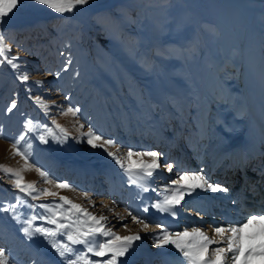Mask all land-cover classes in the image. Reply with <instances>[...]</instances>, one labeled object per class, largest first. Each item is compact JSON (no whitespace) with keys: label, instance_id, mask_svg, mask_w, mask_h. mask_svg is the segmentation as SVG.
<instances>
[{"label":"rangeland","instance_id":"rangeland-1","mask_svg":"<svg viewBox=\"0 0 264 264\" xmlns=\"http://www.w3.org/2000/svg\"><path fill=\"white\" fill-rule=\"evenodd\" d=\"M234 1L88 0L86 5L61 14L35 0H19L12 13L0 21V32L10 48L5 53L7 59L0 56V165L13 169L23 167L24 160L12 155L11 146L25 132L27 121L51 128L61 139L48 135L44 127H39L21 142L33 166L23 172L25 180L35 181L38 188H50L60 196L69 197L98 217H107L103 222L105 227L117 234L125 235L128 230L140 232V224L132 220V216H141L136 214L138 205L136 208L132 205L133 195L126 194V199L124 195L123 201L115 207L107 205L112 196L101 192L99 185L94 183L104 182L98 172L103 168L109 175L120 177L127 193L135 184L109 152H116L126 164L129 149L134 152H168L167 135H176L178 131L182 133L183 145L187 144V122L183 128L179 121L173 124L166 108L167 105L178 111L180 99L172 91L167 103L160 104L154 99L151 89L154 84L161 87V84L165 86V83L177 80V75L172 74L176 61L182 59L189 70L202 64L204 52L208 57L214 54L219 32H229L226 17ZM246 1H251L250 9L264 50V0ZM15 13L31 17L14 20ZM179 17L184 18L181 23ZM180 37H186V44L179 42ZM208 43L210 48H206ZM201 48H204L203 52ZM8 60L17 66L13 67ZM25 74L29 77L27 81L20 79ZM190 81L191 78H187L186 82ZM36 97L47 104V109L41 107ZM13 101L16 107L9 112ZM187 105L188 111H192L194 101ZM69 107H78L80 112L75 116L65 115ZM212 115L213 109L209 107L206 116L209 125ZM53 121L67 129V139H63V133L55 129ZM150 125L161 133L162 138L156 145L155 142L146 143L147 138L142 136L151 128ZM89 128L105 140L111 139L116 143L106 147L89 145L87 137L82 135ZM39 135H45L47 142L41 141ZM175 154L176 151L171 150L165 159L159 157L164 180L171 185L179 173L173 164ZM133 159L139 157L134 156ZM169 163L173 165L171 171L166 167ZM36 169L47 172L53 183H45ZM236 172L233 184L242 175L239 170ZM214 177L215 174L211 173V179ZM57 182H67L72 187L58 189L55 187ZM216 184L230 187V184L227 186L222 182ZM103 190L106 189L103 187ZM81 193L92 194L90 198L95 206L87 204V199H81ZM134 194L138 203L140 198L136 188ZM18 195L11 178L0 171V206L16 203ZM23 199L24 203L17 209L20 221L11 213L0 211V247L9 254L10 264H66V258L58 254L47 238L40 234L29 238L22 231L25 226L23 220L33 214H44V210L35 205L58 202V197ZM246 206L255 208L253 204H247L241 205L240 210L248 212ZM113 208L119 212L110 216L107 211ZM180 209L192 212L190 205H180ZM213 215L214 212L205 216V224L211 222L210 216ZM243 215L247 217L249 213ZM42 223L48 226L44 221H36L37 225ZM157 225V220H150L149 226H153V230L159 229ZM177 226L180 227L179 224ZM57 239H65L66 242L62 236ZM104 239L101 237L99 242ZM147 241L154 247L151 238ZM139 245L147 247L143 243ZM73 247L76 254L86 250L83 245ZM69 258H74L73 254H69ZM91 259L102 258L92 256ZM127 259L128 255L121 257L119 264L130 263Z\"/></svg>","mask_w":264,"mask_h":264},{"label":"bare ground","instance_id":"bare-ground-1","mask_svg":"<svg viewBox=\"0 0 264 264\" xmlns=\"http://www.w3.org/2000/svg\"><path fill=\"white\" fill-rule=\"evenodd\" d=\"M250 3L251 1L235 0L233 5H230V13L226 17L229 32L226 34L219 32L213 55L208 57L204 52L202 64L198 68L197 65L190 67L189 70L182 59L176 61L175 72L172 74L177 75V80L173 82L171 80L172 83H165V86L161 84V87L154 84L155 87L151 89L153 91L150 90L154 99L164 105L172 91L175 92L180 99V106L177 102L178 98L175 101L177 107L179 106L178 111L166 105L171 122L175 124L179 121L181 126L185 122L188 124L187 144L183 145L181 142L180 131L176 135H167L169 150L159 153L161 158L165 159L171 150L176 151L173 164L179 173L203 170L210 183L222 182L227 186L230 184L228 191L212 192L197 189L186 195L180 204L190 205L192 212L181 211L179 205L176 208V215L173 216L152 207L170 192L171 184L164 180L160 168L155 170L151 177H144L141 180L140 183L143 188L148 189L147 191L135 184V187L131 186L127 193L124 192L120 177L111 176L101 168L98 173L104 182L97 177L99 182L94 183L99 185L101 192L112 196L107 205L115 207L123 201L124 195V199L126 194L133 195L132 205L135 208L138 205L136 214L138 216L141 214L140 219L148 224L150 220L155 219L159 225L163 224L173 233L200 228L210 237H214L215 227L242 221L245 218L243 214L264 213V50L258 38L259 31L252 16ZM27 16L29 15L23 13L13 14L14 20L18 21ZM178 20L181 23L184 18L179 17ZM215 24L217 25L216 19ZM184 38L180 37L179 40L182 45L186 44ZM206 48H210L209 43ZM201 49L203 52L204 48ZM187 78H191L190 83L186 82ZM188 94L192 96L188 97ZM189 101H194L192 111H188L187 108ZM209 107L213 109L210 125L206 117ZM144 133L142 136L147 138L148 144L150 141V144L155 142L156 145L162 138L161 133L152 126ZM144 158L147 161L152 159L148 156ZM237 170L242 175L239 176V181L233 184ZM211 173L215 174L213 179ZM103 187L106 190H103ZM135 188L140 198L138 203L135 202ZM91 196L92 194H87L85 198V193H81V199H87V204L95 206ZM247 204H253L255 208L246 206L249 211L242 212L240 206ZM145 208L148 211H144ZM114 210L113 208L107 212H110V216L119 212ZM213 212L214 215L210 216V224H205V216ZM110 216L108 220L111 219ZM178 224L180 227L177 226ZM138 227L142 229L140 232L128 230L125 235L118 233L121 236L139 233L141 236L126 254L130 261L128 264H154L155 261L157 264L158 262L187 264L183 255L174 246H156L155 236L159 233V229L153 230L154 227L150 226L148 230H144L141 224ZM145 231L146 234H142ZM148 238H151L154 247L150 246ZM139 243L145 244L148 249ZM215 247L216 245L210 246L209 254Z\"/></svg>","mask_w":264,"mask_h":264},{"label":"snow or ice","instance_id":"snow-or-ice-1","mask_svg":"<svg viewBox=\"0 0 264 264\" xmlns=\"http://www.w3.org/2000/svg\"><path fill=\"white\" fill-rule=\"evenodd\" d=\"M19 0H0V21L4 17L12 13L18 5ZM36 3L46 5L56 13H70L77 6L86 5L88 0H35ZM10 51L9 46L5 43V37L0 32V56L7 59L6 52ZM8 63L13 67L17 65L12 60ZM70 63V61H69ZM20 79L27 81L28 75H22ZM41 107L47 109V104L40 97L35 98ZM16 107L13 101L8 111ZM80 112L78 107H69L64 114L77 115ZM55 129H59L63 133V139H67L69 133L67 129L56 121H53ZM39 127H44L48 135L55 136L53 129L46 126H38L31 120L26 122L25 132L22 133L12 144L11 150L13 156H20L24 160L22 168L13 169L7 165H0V171L4 172L11 178V183L14 189L17 190L18 196L16 203H9L6 206H0V211L11 213L13 218L20 221L21 216L18 214V206L24 203L23 197H31L38 200L41 196L58 197V202L41 203L35 205L44 210V214H33L29 218L23 220L25 226L22 227L23 233L29 238L40 234L47 238L53 248H55L61 257L66 258V264H119L120 258L124 257L134 242L141 239L139 233L132 235L121 236L111 229L105 227L107 217L101 215L96 216L89 212L81 204L73 202L67 196H60L58 192L52 191L50 188H38L35 181H26L23 172L32 169L29 163L30 157L22 141L26 139L30 132H35ZM80 127H83L81 125ZM87 137V143L93 147L112 146L116 142L111 139L105 140L103 136L98 135L96 131L89 128L87 132L82 134ZM56 139H61L60 136H55ZM39 139L47 142L45 135H39ZM102 143H97L101 142ZM113 156L122 169L128 174L130 181L138 184L144 191L140 183L144 177H151L154 171L161 167L159 162L160 154L158 152H134L129 149L126 154L127 164L125 159H122L116 152H109ZM139 159H133V157ZM148 156L150 161L144 160L143 157ZM167 170L171 171L173 165L167 164ZM45 183L52 184L53 181L49 178L48 173L42 169H36ZM55 187L58 189H71V185L67 182H57ZM197 189L210 190L212 192H227L228 189L220 184L210 183L206 176L201 171H181L178 178L172 181L170 192L164 196L162 200L157 201L152 205L153 208L176 215V208L185 199L186 195H190ZM87 198V194H85ZM144 211H148L147 208ZM131 215V213H129ZM44 221L37 225L36 221ZM134 223L141 224L144 230L149 229V224L132 216ZM127 228V224L124 225ZM159 233L155 236V244L157 247L172 245L185 258L187 264H264V213L250 214L242 221L228 223L226 226H217L213 229L214 237H210L200 228H194L191 231L184 229L183 231L171 232L163 224L157 225ZM62 236L65 239H57ZM105 238L103 242L99 239ZM74 245H83L86 250L76 254ZM216 245L212 253L209 254V248ZM69 254H73L74 258H69ZM98 257L93 261L91 257ZM0 264H10V256L6 250L0 247Z\"/></svg>","mask_w":264,"mask_h":264}]
</instances>
